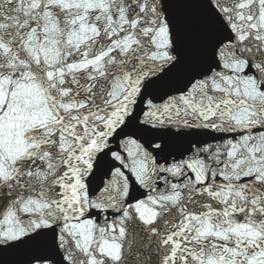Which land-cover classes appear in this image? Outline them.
<instances>
[{"label": "snow or ice", "instance_id": "6c2138e0", "mask_svg": "<svg viewBox=\"0 0 264 264\" xmlns=\"http://www.w3.org/2000/svg\"><path fill=\"white\" fill-rule=\"evenodd\" d=\"M264 264V0H0V264Z\"/></svg>", "mask_w": 264, "mask_h": 264}, {"label": "water", "instance_id": "95a60500", "mask_svg": "<svg viewBox=\"0 0 264 264\" xmlns=\"http://www.w3.org/2000/svg\"><path fill=\"white\" fill-rule=\"evenodd\" d=\"M8 264H22L25 256L23 253H13L6 257Z\"/></svg>", "mask_w": 264, "mask_h": 264}]
</instances>
